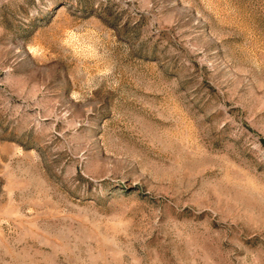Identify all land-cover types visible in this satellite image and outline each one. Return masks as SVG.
I'll use <instances>...</instances> for the list:
<instances>
[{
  "label": "rangeland",
  "instance_id": "rangeland-1",
  "mask_svg": "<svg viewBox=\"0 0 264 264\" xmlns=\"http://www.w3.org/2000/svg\"><path fill=\"white\" fill-rule=\"evenodd\" d=\"M0 264H264V0H0Z\"/></svg>",
  "mask_w": 264,
  "mask_h": 264
}]
</instances>
